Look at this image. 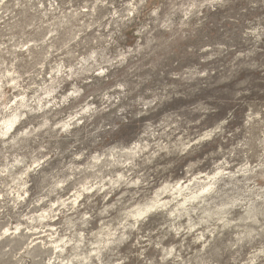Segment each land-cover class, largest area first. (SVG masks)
<instances>
[{
	"label": "clouds",
	"instance_id": "obj_1",
	"mask_svg": "<svg viewBox=\"0 0 264 264\" xmlns=\"http://www.w3.org/2000/svg\"><path fill=\"white\" fill-rule=\"evenodd\" d=\"M0 129V264H264V0H0Z\"/></svg>",
	"mask_w": 264,
	"mask_h": 264
},
{
	"label": "rangeland",
	"instance_id": "obj_2",
	"mask_svg": "<svg viewBox=\"0 0 264 264\" xmlns=\"http://www.w3.org/2000/svg\"><path fill=\"white\" fill-rule=\"evenodd\" d=\"M214 54H215V55H220L221 53H220V52H215ZM190 71H191L192 74H194L195 71H196V68L193 67Z\"/></svg>",
	"mask_w": 264,
	"mask_h": 264
},
{
	"label": "bare ground",
	"instance_id": "obj_3",
	"mask_svg": "<svg viewBox=\"0 0 264 264\" xmlns=\"http://www.w3.org/2000/svg\"><path fill=\"white\" fill-rule=\"evenodd\" d=\"M0 130H2V129H0Z\"/></svg>",
	"mask_w": 264,
	"mask_h": 264
}]
</instances>
